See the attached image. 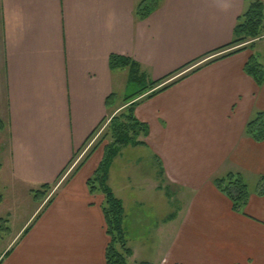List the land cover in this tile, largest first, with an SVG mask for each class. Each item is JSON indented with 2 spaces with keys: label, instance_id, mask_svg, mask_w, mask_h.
Here are the masks:
<instances>
[{
  "label": "crops",
  "instance_id": "crops-1",
  "mask_svg": "<svg viewBox=\"0 0 264 264\" xmlns=\"http://www.w3.org/2000/svg\"><path fill=\"white\" fill-rule=\"evenodd\" d=\"M142 1L0 0V187L57 183L0 264H107L105 197L88 185L104 148L88 139L125 108L129 71L112 70V56L152 81L222 57L136 107L149 136L109 176L131 264H264V141L246 132L264 82L246 72L257 45L230 46L251 0H162L145 20ZM229 174L249 187L240 213L214 184Z\"/></svg>",
  "mask_w": 264,
  "mask_h": 264
},
{
  "label": "trees",
  "instance_id": "trees-1",
  "mask_svg": "<svg viewBox=\"0 0 264 264\" xmlns=\"http://www.w3.org/2000/svg\"><path fill=\"white\" fill-rule=\"evenodd\" d=\"M162 0H143L136 8V15L142 19H147L160 6ZM264 3L262 0H251L246 12L240 17L239 23L235 29L234 41L230 46H239L247 42L254 41L262 37L264 33ZM254 44V43H253ZM252 46H244L236 52H240ZM219 57L200 65L182 75H170L159 81H152L142 72L140 66L132 59L112 56L110 67L112 70L128 69L127 89L134 87L131 94L124 97L125 108L120 114L114 116L109 123V132L105 138L110 137V142L104 148V158L95 172L94 176L88 181L91 193H101L105 197L103 210L106 220V232L109 237V244L106 250L107 264H131L133 252L128 247L126 232L124 228L125 210L123 203L119 200L109 186L110 171L115 159L120 155L123 148L145 145L144 139L149 136L148 126L139 122L135 116L136 107L146 99H151L158 94L168 90L190 74L200 70L207 64L221 59ZM189 66V65H188ZM184 70V69H183ZM246 72L253 77L260 85L264 82V68L258 62L255 56H252L246 65ZM115 95L108 98L107 104L114 103ZM104 125V124H103ZM102 125V126H103ZM101 126L91 135L88 142L97 134ZM247 134L256 142L264 141V112L259 113L257 117L247 126ZM98 148L96 145L94 150ZM83 162H81L82 164ZM80 164V165H81ZM2 164L0 163V171ZM60 176L59 180L62 178ZM58 180V182H59ZM216 188L227 196L233 204L236 212H243L248 204L250 191L247 183L240 175L229 174L225 177L214 180ZM57 185H44L41 189L33 191L34 198L38 202L46 200L49 193ZM261 193H264V179ZM53 201V196L45 203V206ZM3 203V195L0 192V205ZM2 222V221H1ZM4 223L0 225V230L4 228ZM4 230V229H3ZM147 264V263H141Z\"/></svg>",
  "mask_w": 264,
  "mask_h": 264
},
{
  "label": "rangeland",
  "instance_id": "rangeland-1",
  "mask_svg": "<svg viewBox=\"0 0 264 264\" xmlns=\"http://www.w3.org/2000/svg\"><path fill=\"white\" fill-rule=\"evenodd\" d=\"M252 45H257L258 59L261 64H264V33L262 34L261 38H258L254 41L247 42L239 46L248 47ZM134 89H135L134 87H130L127 89L126 92H121L120 94L121 99L119 103L122 102L123 100L122 98L124 94H131ZM109 123L110 121L106 125H103L101 129L97 132V134L94 136L92 142L90 143L89 151L96 145L98 147L103 146V148H105V146L109 144L110 137H108L107 139L105 138L106 133L109 132ZM79 156L77 155L76 157L77 162H79L82 159L83 154L81 158ZM77 162L74 163L72 168L75 167ZM146 170H148V167H146ZM0 192L3 195V203L0 205V225L3 221L6 222L4 223V228H3L4 230L3 229L0 230V254H1L4 251V249L17 236L19 231L25 226V224L28 222L30 217L39 208L40 202H38L34 198L32 192L14 193L4 184L0 187ZM53 194L54 191L49 193L46 200L41 203H46L51 198V196H53ZM171 194L173 193L171 192ZM173 201L176 200H174L173 198ZM182 205H183L182 202H179L177 198L176 201L177 211H179L182 208ZM131 262H132V258H131Z\"/></svg>",
  "mask_w": 264,
  "mask_h": 264
}]
</instances>
